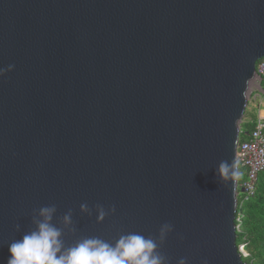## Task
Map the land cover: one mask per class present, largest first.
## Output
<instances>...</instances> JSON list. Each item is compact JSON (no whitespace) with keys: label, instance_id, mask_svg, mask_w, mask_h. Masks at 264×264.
I'll return each instance as SVG.
<instances>
[{"label":"water","instance_id":"1","mask_svg":"<svg viewBox=\"0 0 264 264\" xmlns=\"http://www.w3.org/2000/svg\"><path fill=\"white\" fill-rule=\"evenodd\" d=\"M263 58L264 0H0V264L51 204L66 245L137 232L167 264H247L236 149Z\"/></svg>","mask_w":264,"mask_h":264},{"label":"clouds","instance_id":"2","mask_svg":"<svg viewBox=\"0 0 264 264\" xmlns=\"http://www.w3.org/2000/svg\"><path fill=\"white\" fill-rule=\"evenodd\" d=\"M216 174L221 178L234 176L236 172L231 163L221 161ZM115 211V206L106 210L97 205L96 219L103 221ZM56 212L54 204L34 210L31 218L34 227L9 244L7 264H167L165 256L158 250L157 240L137 232L121 234L115 243L100 237H84L66 245L65 232L75 231L73 213L71 210L65 212L58 225L53 222ZM80 212L91 215L92 209L87 203H81ZM16 230H20L19 224ZM171 231L172 225H161L159 240L162 242ZM177 264H187V258H180Z\"/></svg>","mask_w":264,"mask_h":264},{"label":"trees","instance_id":"3","mask_svg":"<svg viewBox=\"0 0 264 264\" xmlns=\"http://www.w3.org/2000/svg\"><path fill=\"white\" fill-rule=\"evenodd\" d=\"M241 123L240 140H247L254 130L256 120L246 119ZM264 134V129H263ZM237 246L243 245L247 257H242L247 264H264V171L259 173L255 184L254 195L238 203L236 212Z\"/></svg>","mask_w":264,"mask_h":264},{"label":"built area","instance_id":"4","mask_svg":"<svg viewBox=\"0 0 264 264\" xmlns=\"http://www.w3.org/2000/svg\"><path fill=\"white\" fill-rule=\"evenodd\" d=\"M257 75L251 83L255 96H264V58L256 64ZM264 121L259 119L254 130L248 135L247 140H239L237 145L238 162V187L242 192L238 193V203L246 201L255 192V184L259 173L264 171ZM238 231H239V226ZM242 257H247L243 245L238 246Z\"/></svg>","mask_w":264,"mask_h":264},{"label":"crops","instance_id":"5","mask_svg":"<svg viewBox=\"0 0 264 264\" xmlns=\"http://www.w3.org/2000/svg\"><path fill=\"white\" fill-rule=\"evenodd\" d=\"M250 113L247 115L246 119L251 120L253 117L256 122L261 119L264 121V96H255L250 100Z\"/></svg>","mask_w":264,"mask_h":264},{"label":"rangeland","instance_id":"6","mask_svg":"<svg viewBox=\"0 0 264 264\" xmlns=\"http://www.w3.org/2000/svg\"><path fill=\"white\" fill-rule=\"evenodd\" d=\"M252 97H254V91H253L252 88L250 87V90H249V104H250V100H251ZM249 104H248V108H247V110H246V112H245L244 117L247 116V115L250 113V107H249ZM263 113H264V112H263ZM244 117H243V121H244ZM243 121H242V122H243Z\"/></svg>","mask_w":264,"mask_h":264}]
</instances>
